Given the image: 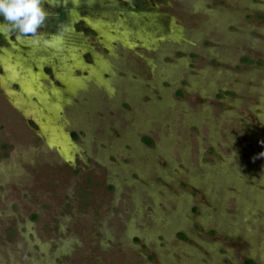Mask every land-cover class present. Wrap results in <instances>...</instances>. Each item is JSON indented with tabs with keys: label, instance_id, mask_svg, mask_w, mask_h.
<instances>
[{
	"label": "rangeland",
	"instance_id": "rangeland-1",
	"mask_svg": "<svg viewBox=\"0 0 264 264\" xmlns=\"http://www.w3.org/2000/svg\"><path fill=\"white\" fill-rule=\"evenodd\" d=\"M46 7L0 34V264H264V0Z\"/></svg>",
	"mask_w": 264,
	"mask_h": 264
},
{
	"label": "clouds",
	"instance_id": "clouds-1",
	"mask_svg": "<svg viewBox=\"0 0 264 264\" xmlns=\"http://www.w3.org/2000/svg\"><path fill=\"white\" fill-rule=\"evenodd\" d=\"M46 5L48 0H0V34L29 36L39 43L43 36L40 29L49 17ZM59 39L53 37L44 43L55 47Z\"/></svg>",
	"mask_w": 264,
	"mask_h": 264
},
{
	"label": "trees",
	"instance_id": "trees-1",
	"mask_svg": "<svg viewBox=\"0 0 264 264\" xmlns=\"http://www.w3.org/2000/svg\"><path fill=\"white\" fill-rule=\"evenodd\" d=\"M249 63H251L250 61H247ZM246 264H252L251 261H246Z\"/></svg>",
	"mask_w": 264,
	"mask_h": 264
}]
</instances>
